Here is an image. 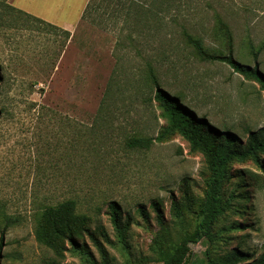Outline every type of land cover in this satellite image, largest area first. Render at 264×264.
I'll return each instance as SVG.
<instances>
[{
  "label": "rangeland",
  "instance_id": "rangeland-1",
  "mask_svg": "<svg viewBox=\"0 0 264 264\" xmlns=\"http://www.w3.org/2000/svg\"><path fill=\"white\" fill-rule=\"evenodd\" d=\"M1 1L0 109L8 112L0 118V213L15 224L0 264H162L157 246L173 247L196 222L187 212L177 218L174 203L183 206L186 193L200 202L210 175L203 156L180 136L149 150L127 146L166 126L148 67L197 117L245 144L250 132L264 128V91L225 64L200 61L182 31L225 52L214 36L220 17L233 33L235 58L264 71V0H152L143 3L152 12L143 8L137 16L135 5L128 12L131 0H115L97 9L95 24L81 21L89 0H15L20 9ZM10 7L28 9L32 14L23 12L74 38L64 49L61 31ZM261 163L231 167L225 189L231 209L216 226L214 243L191 245L187 264L234 249L251 262L262 254L264 157ZM69 199L91 217V234L59 260L36 241L33 216Z\"/></svg>",
  "mask_w": 264,
  "mask_h": 264
},
{
  "label": "trees",
  "instance_id": "trees-1",
  "mask_svg": "<svg viewBox=\"0 0 264 264\" xmlns=\"http://www.w3.org/2000/svg\"><path fill=\"white\" fill-rule=\"evenodd\" d=\"M114 1L89 0L82 14L81 21L95 24L94 16L97 9L101 8L103 4L109 7V5L114 4ZM148 1L152 0L129 1L128 12L131 14L130 7L135 5L136 8H139V10H135L136 16L137 14L141 15L145 10L147 14H150L152 10L143 4ZM0 6L6 5H3L1 1ZM10 9L18 16L38 21L51 30L61 31L65 36V42L62 46L64 49L65 44L74 38L69 31L60 30L54 25L35 18L21 10H17L14 7H10ZM182 35L186 45L193 50L195 56L200 61L225 64L234 73L239 74L248 81L257 83L262 91H264V71L260 68L259 63L252 67L235 58L233 33L220 17L216 19L214 36L223 43L225 52L210 50L199 37L191 35L186 29H183ZM247 47L250 54L257 60L258 51L251 40L248 41ZM147 72V76L154 87V100L162 112L166 126L161 129L156 137H133L128 140L127 146L134 150H149L155 144H162L175 136H180L188 142L193 154L203 156L210 175L206 181L204 198L200 202H195L186 193L185 204L183 206L174 203V211L177 218L181 219L186 212L195 216L196 222L193 230L185 232L179 239V242L173 247H169V249L162 247L163 242L157 246L162 264H187L191 257V245L202 241L214 243L215 239H217L215 233L216 226L221 218L231 209V204L225 198V189L233 178L231 167L236 163L254 162L260 168H263L261 159L264 157V128L259 131L250 132L245 144L238 141L231 134H221L205 118L197 117L183 103L181 95L173 96L172 93L162 88L157 79L155 69L152 66L149 65ZM4 83V76L0 73V94ZM35 106L30 105L29 110L32 111ZM7 112V109H0V118ZM38 112L40 113L41 109H38ZM238 174V177H242L239 172ZM109 208L111 209L110 218L112 223L116 227H120V213L117 207L110 205ZM156 211L158 210L156 209ZM141 212L144 214L143 210ZM157 216L160 217L158 212ZM33 218L36 241L39 245L51 251L55 258L59 260L65 258L69 246L72 248L77 247L78 241L86 235L91 234L89 229L92 223L91 217L80 213L77 202L72 199L54 205H46L37 211ZM14 222L15 220L12 217L0 213V258L5 246L6 233L15 224ZM233 229H240V227L236 226ZM100 231L103 233L102 228H100ZM166 236H168V233H166ZM94 241H96L95 238ZM54 264L56 263L54 262ZM198 264H264V245L262 254L252 262L248 255L238 249H234L217 258L208 257L203 259Z\"/></svg>",
  "mask_w": 264,
  "mask_h": 264
},
{
  "label": "crops",
  "instance_id": "crops-1",
  "mask_svg": "<svg viewBox=\"0 0 264 264\" xmlns=\"http://www.w3.org/2000/svg\"><path fill=\"white\" fill-rule=\"evenodd\" d=\"M11 1V0H10ZM12 2V6H14V2H15V0H12L11 1ZM87 6V5H86ZM15 7V6H14ZM15 8H19V6L17 5ZM86 8V7H85ZM20 9V8H19ZM23 11H26V12H28V13H30L31 11H29L28 9H25V10H23ZM30 14H32V13H30ZM41 19V18H40ZM41 20H43V19H41ZM44 21V20H43ZM46 22V21H45ZM49 23V22H48Z\"/></svg>",
  "mask_w": 264,
  "mask_h": 264
}]
</instances>
